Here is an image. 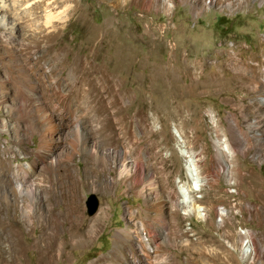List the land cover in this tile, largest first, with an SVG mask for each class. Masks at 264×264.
Wrapping results in <instances>:
<instances>
[{"label": "rangeland", "instance_id": "obj_1", "mask_svg": "<svg viewBox=\"0 0 264 264\" xmlns=\"http://www.w3.org/2000/svg\"><path fill=\"white\" fill-rule=\"evenodd\" d=\"M17 1L28 4L27 23L37 20L27 27V39L10 62L17 74L15 89L34 102L40 95L56 122L90 126L79 111L82 98L69 89L72 83L88 88L95 109L99 106L95 118L107 124L94 134L100 144L96 156L82 148L73 154L64 149L54 164L31 169L29 179L40 189L37 201L26 194L15 199L10 192L4 200L0 193V251L7 247L13 251L16 241L33 246L34 240L42 248H57L49 239V229L62 222V210L76 217L58 225L66 243L60 245L63 257L52 264H98L99 258L115 260L120 252L128 257L127 248L135 249L137 238L126 206L137 220L148 221L150 216L142 211L144 198L137 192L141 183H132L134 171L119 175L113 163L109 150L122 146L142 157L159 180L173 159L176 193L183 204L176 205L174 218L162 210L168 226L176 222L174 236L169 233V242L175 245L167 247L172 264H264V102L260 100L264 97V0ZM46 1L54 23L65 17L62 27L44 24ZM89 25L98 28L100 41L102 35H117L123 41L122 57L113 41L90 46ZM0 55L9 60L1 42ZM191 61L196 63L192 74L186 67ZM20 65L28 68V80ZM0 68L3 73L2 64ZM112 68L117 75L107 82L104 73ZM68 104L70 116L65 111ZM4 117L0 103V157L10 156L14 164L31 162L32 154L18 151H33L39 136L22 134L17 141L10 128L1 129ZM232 134L238 137V146L231 142ZM216 137L225 139V151L231 149V155L223 153V145L217 148ZM71 138L67 135L66 144ZM182 144L198 158L197 179L207 176L205 182H197V189L187 187L178 147ZM3 183L7 181L0 177V187ZM89 193L99 200L92 215L85 206ZM191 199L205 213L209 211V222L187 213ZM153 211L148 209L150 214ZM100 213L104 216L93 225L89 240L70 241L69 226L81 232ZM122 229H129L130 235L114 246L116 232ZM245 230L250 232L244 237L252 248L249 259H242L239 252L238 232ZM228 231L234 232V248L226 242ZM140 237L144 243L146 232L140 231ZM25 254L34 261L31 247Z\"/></svg>", "mask_w": 264, "mask_h": 264}, {"label": "bare ground", "instance_id": "obj_2", "mask_svg": "<svg viewBox=\"0 0 264 264\" xmlns=\"http://www.w3.org/2000/svg\"><path fill=\"white\" fill-rule=\"evenodd\" d=\"M207 1L210 2L212 0ZM49 2L50 1H46L44 3V24L52 27L53 29H56L60 25L62 27L65 17H59L60 21H58V23H54L52 21L53 15L51 13V10L48 8ZM27 5L28 4L18 2L17 0H0V42L2 43L4 51L7 53L9 59L8 61H6L7 59L4 60V58L0 55V64H2L5 68V71L3 73L2 71H0V103L3 105V110L5 113V117L2 119L1 129L7 130L8 128H10L13 132V136L17 141L21 140L22 134L26 136L27 133L31 135L37 133V135L39 136V143L38 147H36L31 152L18 151V154H32L33 158L31 162L27 161V163L25 162L14 164L10 156L0 157V177H3V179L7 181V183H3V186L0 187V193L2 194V198L4 200H8V192H10L11 194H13V196H15V199L23 194H26V197L28 198H33L34 196L32 200H34L35 202L37 201V195H40V189H36L35 184L32 182V179H29L31 169L36 165H41V167H43L44 164H54L58 160L60 153L63 152L62 150L64 149H69L70 154H73L74 152H76L77 148H82L91 155L96 156V148H98L100 144L99 139L94 134L99 131L102 125H105L107 123L95 118L94 110H97L99 106L95 109L94 104L92 103L94 99H91L88 95V88L76 86L74 83H72L69 89L75 94L76 98H82L80 101L81 109L79 111L81 114H85L91 121V124L90 121L86 123L90 126H85L83 125L85 123L80 121L72 124L65 123L63 121L56 122L57 120L54 118V116L50 115V113L42 103L40 95L37 96V102H34L33 100H31L30 96H25L20 90L15 89L14 85H16L15 83L17 81H13V78H15L14 76L16 74L13 71L15 70V66L12 68L11 64L13 63L10 62H13L14 58L16 57L15 54H17L18 51L16 53L15 51L18 50L19 46H21V41H23V39H27L26 37L29 34L27 33V27H29L30 24L36 25L37 20L34 17V19L31 18V23H27L24 20V17H26L28 13V9L26 8ZM89 28L92 31L90 46H93L98 42L113 41L118 48V51H116L119 52L120 50L119 57H122L121 47L123 41L117 35L109 33L102 35V40L100 41L97 31L98 28L96 29V27L91 25H89ZM173 59L174 62H176V58L174 57ZM21 62L23 63V61ZM173 64L172 66H174ZM195 64L196 63L192 61L190 63H187L186 67H188L189 73L192 74L191 70ZM153 67L157 69L159 67V63L154 64ZM18 68H20L23 74L22 75L20 73V75L28 80V77L30 76H28V68H26L24 65H20ZM116 70L117 69L112 68L108 69V71L104 73V77L107 82H109L110 80L112 81V78L117 75ZM261 77L264 85V74ZM32 88L33 90L36 89L35 86H32ZM91 89L93 90L94 95H97L96 88L92 87ZM260 100L264 102V97L261 96ZM90 107H92V109H90ZM65 111L70 116V104L67 105ZM67 135L72 136V138L69 140V144H66ZM237 138L234 134L231 135V142L233 141L234 144V141H236L234 146H238ZM76 142L78 143L77 145H75ZM215 143L217 145V148L223 145L221 147L223 153L226 156L227 154L231 155L233 153L231 149L225 151V139L216 137ZM180 145L178 147L184 159L183 166L185 169V177L187 179V187L197 189L199 185L197 184V182H199L200 180H203L205 182V180H207V176L203 175L197 179L198 158H196V155L193 151H191L190 149H186L183 144L182 146ZM109 152L112 154L113 163L119 169V175L128 176L129 169H132L134 171L132 183L133 185L141 183V186H137V192L144 198L145 208H142V211L149 214L150 217L148 221H145L142 217L138 220L135 219L133 210L129 205H127L126 210L128 218L133 223V232L134 236L137 238V247H135V249L127 248V252L129 254L128 257H124V254H121L120 252L119 257L115 260L107 259L104 261L103 259L99 258L98 264H121L122 261H125L128 264H172L170 253L167 252V247L169 245H175V243L172 244L171 242H169V233L171 237L174 236L176 232V222L174 223L173 221V223L168 226V220L162 214V210H164L163 208H165L170 218H174L176 217V205L183 204L181 202L182 200L180 199V197L178 198L176 193V171L175 167L173 166V159L170 158L172 162V164L170 165V169H168L166 173L164 172V178L162 180H159L155 176V171H153V169L148 166L149 164L146 165L145 163H143L141 159L142 157L140 158L135 155H131L128 150L122 146L119 148L111 149L109 150ZM12 156L16 157L15 151L12 152ZM158 166H161V163H159ZM145 177V182H143V178ZM186 205L188 214L191 213L194 214L198 219H205V221L208 222L210 221L209 211L205 213L203 211V207L200 205H196L194 200L191 199L189 201V204ZM149 208H154L152 214L148 212ZM21 211L23 212L22 215L25 219L28 212L25 208L21 209ZM61 212L63 213V215L60 217L62 222H57L53 227L49 229V239H52L54 241V245L56 244L57 248H42L40 242L37 240L33 241V246L27 243L16 241V247H14L13 251L9 247L4 248L0 251V264H52L53 262L60 260L63 257V249L60 248V245L63 246L62 243H66V238L59 235V226L61 227V224L64 223L67 219L76 217L75 214H70L68 217L69 213L65 214L62 210ZM223 212L224 210L222 209V213ZM103 216V213L98 214V216L94 215V217L89 221L86 229L82 230L81 232L70 230L72 228V225L69 226L68 236L70 237V241L75 242L72 241V238L76 239L79 242H85L89 240L91 235L93 234V225L97 220H99V218H102ZM53 218L56 220L55 215L53 216ZM227 219H224V224L227 222ZM69 223L71 222L69 221ZM140 231L146 232L147 234V238L144 240V243H142ZM120 232L118 230L116 232L114 246L117 245L118 241H120L124 237L128 238V236L130 235L129 229H122ZM233 234V231H228V237L226 240L227 244L232 248H234L232 242L234 238ZM245 234L249 235L250 232L248 230L238 232L240 241L239 252L242 259H249L252 248L247 243V239L244 238ZM250 241L251 245H253L252 253H256V244L253 239H251ZM30 247L36 254L33 262L30 259L25 258V253L30 249ZM114 249H116V247H114ZM230 253L231 251H229L228 255Z\"/></svg>", "mask_w": 264, "mask_h": 264}, {"label": "water", "instance_id": "obj_3", "mask_svg": "<svg viewBox=\"0 0 264 264\" xmlns=\"http://www.w3.org/2000/svg\"><path fill=\"white\" fill-rule=\"evenodd\" d=\"M98 197L94 193H89L85 199L86 213L92 215L98 207Z\"/></svg>", "mask_w": 264, "mask_h": 264}]
</instances>
